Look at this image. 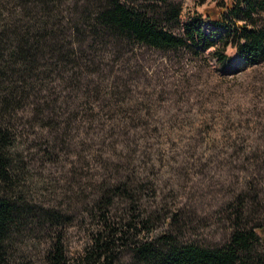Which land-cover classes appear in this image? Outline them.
I'll return each mask as SVG.
<instances>
[{
  "label": "trees",
  "instance_id": "1",
  "mask_svg": "<svg viewBox=\"0 0 264 264\" xmlns=\"http://www.w3.org/2000/svg\"><path fill=\"white\" fill-rule=\"evenodd\" d=\"M263 13L264 0H216L205 7L204 17L184 22L181 7L167 0L151 6L137 0H0V264H117L125 248L131 249L133 264H264V222L245 214L243 190L232 202L233 228L222 244L184 240L172 232L140 238L141 227L152 224L155 213H112L117 198L135 210L147 188L140 173H120L99 185L96 207L103 203V216L82 253L69 256L60 236L37 259L17 256L13 247L17 234L32 223H53L61 216L54 206L24 195L26 168L17 148L22 112L28 110L36 125L50 126L56 141L69 135L72 147L79 142L73 132L80 128L93 145L108 140L103 160H163L159 148L143 144L148 128L135 130L148 124L150 113L138 107L144 98L136 95L125 58L129 48L179 50L200 43L207 49L214 40L203 28L206 20L211 33L226 29L224 43L258 65L264 61ZM85 103L91 110L81 114ZM129 108L132 112L121 117ZM95 109L112 114L101 132L90 135L84 128L103 118ZM152 191L157 194L158 186L153 184Z\"/></svg>",
  "mask_w": 264,
  "mask_h": 264
},
{
  "label": "rangeland",
  "instance_id": "2",
  "mask_svg": "<svg viewBox=\"0 0 264 264\" xmlns=\"http://www.w3.org/2000/svg\"><path fill=\"white\" fill-rule=\"evenodd\" d=\"M167 1L181 7L184 22L204 17L205 7L216 0ZM173 28L182 31L178 25ZM203 28L214 40L207 49L200 43L179 50L136 44L125 55L133 69L136 95L144 98L138 107L150 113L145 118L148 124L133 129L148 128L143 144L159 148L163 160H103L108 140L93 145L80 128L73 132L79 142L72 147L67 145L69 135L56 141L50 126L40 127L28 110L22 112L17 148L23 153L19 163L26 168L24 195L28 201L54 206L61 216L53 223L29 224L17 234L13 245L17 256L42 257L59 236L69 256L82 253L103 216V203L96 207L102 197L99 185L120 173L145 178L147 188L139 193L135 210L122 198L112 207L120 217L128 212L155 213L154 222L141 227L140 238L172 232L184 240L222 244L232 231V202L241 190L245 214L264 222V61L250 65L231 42L224 43L229 39L226 29L213 34L206 20ZM79 110L83 114L91 109L85 103ZM95 110L103 118L84 128L90 135L101 132L103 122H110L106 116L112 114ZM128 110L120 116L129 115L132 108ZM260 251L264 255V241ZM132 259L131 249L125 248L117 264H133Z\"/></svg>",
  "mask_w": 264,
  "mask_h": 264
}]
</instances>
